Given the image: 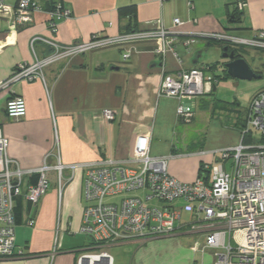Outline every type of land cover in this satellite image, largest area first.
<instances>
[{
  "label": "crops",
  "instance_id": "obj_1",
  "mask_svg": "<svg viewBox=\"0 0 264 264\" xmlns=\"http://www.w3.org/2000/svg\"><path fill=\"white\" fill-rule=\"evenodd\" d=\"M34 1L40 5V10L32 13L31 22L16 24L14 29L9 27L10 19L0 14V82L9 78L18 64L34 60L30 40L36 35L67 45L87 41L93 34L114 36L127 30L157 29L160 25L180 32V37L199 32H227L248 38L258 31L264 32V0H245L238 13L235 0ZM5 2L15 6L17 0ZM56 2L69 9L70 16L59 20L52 32L48 27L47 10ZM126 7L133 8L132 15L121 13ZM233 14L235 18L231 17ZM173 18H179L182 24L173 26ZM210 41L200 38L189 50L177 41L174 52L167 51L163 55L155 52L157 42H138L136 52L126 60L116 47L88 51L46 65L42 70L43 79L18 80L0 87V129L7 139V155L23 170H35L44 162L53 165L56 148L64 164L105 159L121 161L130 154L134 138L147 134L151 156H169L167 167L171 175L181 181L194 180L201 161L218 159L216 150L195 153L194 149L186 150L188 145L182 150L175 145L174 130L180 123L194 121L196 108L208 111L212 117L216 101L226 103L224 97L214 93L219 80L225 78L224 73L206 72L214 83L211 92L182 100L192 111L188 122L176 115L178 100L157 97L156 90L165 73L175 75L180 70L203 66H208L204 74L212 71L211 62L199 59L212 49ZM213 41L221 48L228 45ZM236 47L228 45V50L241 54ZM34 50L39 58L50 51L41 41L34 42ZM14 95L25 101V113L18 118L8 117L4 110L5 101ZM106 108L114 111L112 120L102 118L101 112ZM221 108L227 109L224 105ZM229 108L224 112L228 116L235 115L236 109ZM242 122L232 119L235 133H239ZM153 144H160L162 151L151 153ZM69 175V171L64 170L58 184L56 173L50 171V187L34 205L21 196L16 198V203L18 199L22 202V212L21 222L15 223L14 242L25 255L0 258V264H78L90 243L89 238L87 243H82L81 236L86 235L80 231L85 206L84 169L79 168L71 178ZM30 178H36V174L24 175L23 180L32 183ZM183 204L182 200L173 203L178 208ZM29 218L33 220L32 225L26 223ZM192 220L191 213L182 211L174 235L200 234L190 228ZM62 231L66 236L60 234ZM146 241L128 243L145 244ZM149 254L150 251L139 252L136 264H157L156 260L148 259Z\"/></svg>",
  "mask_w": 264,
  "mask_h": 264
},
{
  "label": "built area",
  "instance_id": "obj_2",
  "mask_svg": "<svg viewBox=\"0 0 264 264\" xmlns=\"http://www.w3.org/2000/svg\"><path fill=\"white\" fill-rule=\"evenodd\" d=\"M235 3L238 9L245 4L242 0ZM39 10L40 5L34 0H18L16 6L0 0V14L10 19L11 29L16 24L31 22L32 13ZM47 13L52 32L59 20L70 16V10L61 3L52 5ZM172 23L173 26L182 24L179 18H173ZM181 35L162 25L114 36L93 34L87 41L67 45L36 35L30 40L34 60L18 64L13 74L0 82V87L18 80L43 79L42 70L46 65L88 51L116 47L126 60L136 52L135 44L143 41L157 42L155 52L161 55L174 52L177 41L189 50L200 38L264 51L263 31L248 38L227 32ZM35 41L43 42L50 51L37 57ZM204 69L208 66L180 70L175 75L165 73L156 90L157 97L178 100L176 115L186 122L192 111L182 100L207 95L214 84ZM4 110L8 117H21L25 113V101L21 96H9ZM101 116L112 120L114 111L103 109ZM149 141V135H137L131 143L130 154L121 161L105 159L64 164L56 148L53 165L44 162L35 170H23L7 155V139L0 129V258L25 255L14 242L16 198L21 196L34 205L50 187V171L56 173L60 184L64 170L69 171L71 178L82 168L85 206L80 231L90 243L84 253L86 259L79 258L78 264H113L112 256L104 249L106 246L173 235L182 211L192 214L190 228L203 239L192 245L193 250L201 253L211 250L213 264H264V86L247 105V118L238 143L219 150L221 154L215 162L201 161L199 174L192 181H181L171 175L167 167L170 157L151 156ZM31 174L37 175L36 181L24 182V175ZM176 200L184 204L178 208L173 205ZM26 223L32 225V218Z\"/></svg>",
  "mask_w": 264,
  "mask_h": 264
},
{
  "label": "rangeland",
  "instance_id": "obj_3",
  "mask_svg": "<svg viewBox=\"0 0 264 264\" xmlns=\"http://www.w3.org/2000/svg\"><path fill=\"white\" fill-rule=\"evenodd\" d=\"M198 44L201 45L202 42ZM209 45L212 49L199 58L200 61H204L202 59L205 58V61L211 62L209 64L214 67L212 71H205V75L206 72L221 75L222 63L225 60L222 57L221 47L213 40L210 41ZM236 49L241 52L253 69H257L260 72L261 77L251 80L233 79L227 76L221 78L217 84V91L214 93L217 97H224L227 100H224L226 103L216 101L217 107L213 111L212 117H210L208 111L196 108L194 121L191 123H180L174 130L176 135L175 145L182 147V150L185 149L184 145H188L186 150L194 149L195 153L199 150H216V155L219 157L221 154L219 150L223 149V146L238 142L239 133L233 131L234 128L231 127L232 119L237 118L239 121H246V106L251 96L264 86V53L263 51L244 46H237ZM223 105L227 109H231L229 107L236 109L235 115L230 114L228 116V113L224 112L227 109H224L225 107L221 108ZM234 133L235 135H233ZM256 136H259V133H256ZM158 150L162 151L160 144H157V146L153 144L151 153L154 154ZM116 200V198L112 199V201ZM185 218L186 215L183 214V219ZM60 234L66 236L63 231ZM67 237L70 236L67 235ZM81 240L82 243H87L88 237L81 236ZM202 240L200 234H173L171 236H159L148 239L145 244L125 242L106 246L104 249L112 256L113 264H136L137 260H139L137 254L139 252L146 253V251H150L148 259L156 260L157 264H213L214 257L211 250L207 249L201 253L199 250L193 251L191 249L195 242L201 243Z\"/></svg>",
  "mask_w": 264,
  "mask_h": 264
},
{
  "label": "water",
  "instance_id": "obj_4",
  "mask_svg": "<svg viewBox=\"0 0 264 264\" xmlns=\"http://www.w3.org/2000/svg\"><path fill=\"white\" fill-rule=\"evenodd\" d=\"M221 50L222 57L225 58L222 63V71L229 77L240 80L259 79L261 77V74L256 72L239 52L234 49L228 50V45L222 46ZM80 258L81 260L86 259L84 254Z\"/></svg>",
  "mask_w": 264,
  "mask_h": 264
},
{
  "label": "trees",
  "instance_id": "obj_5",
  "mask_svg": "<svg viewBox=\"0 0 264 264\" xmlns=\"http://www.w3.org/2000/svg\"><path fill=\"white\" fill-rule=\"evenodd\" d=\"M242 1H244L245 2V0H242ZM17 2H18V0H17ZM17 2H16V4H17ZM57 3V2H56ZM16 4H15V6H16ZM55 3H52V4H50V6L52 7V5H54ZM241 9H238V7L237 6H235V11L238 13L239 11H240ZM132 12H133V8L132 7H126V8H124V9H122L121 10V13L122 14H127V15H132ZM231 16V15H230ZM231 17H233V18H235V14H233ZM129 31H134V30H127V31H125V32H129ZM213 69V66H211L209 69ZM224 73V77L227 75L225 72H223ZM244 124H245V121L241 124V126H240V129L239 130H241V127H243L244 126ZM245 140H249V138H245ZM263 140V139H262ZM201 164V163H200ZM200 164H199V167H200ZM200 171V170H199ZM36 179H37V175H36V178H30V182H32V183H34L35 181H36ZM19 198V197H18ZM21 212H22V202H21V200L20 199H18V201H17V203H16V205H15V207H14V217H15V223L16 224H18V223H20L21 222Z\"/></svg>",
  "mask_w": 264,
  "mask_h": 264
},
{
  "label": "bare ground",
  "instance_id": "obj_6",
  "mask_svg": "<svg viewBox=\"0 0 264 264\" xmlns=\"http://www.w3.org/2000/svg\"><path fill=\"white\" fill-rule=\"evenodd\" d=\"M239 51V50H238Z\"/></svg>",
  "mask_w": 264,
  "mask_h": 264
}]
</instances>
